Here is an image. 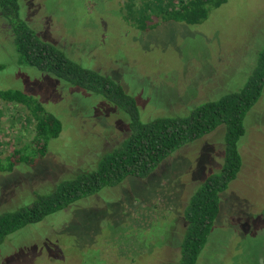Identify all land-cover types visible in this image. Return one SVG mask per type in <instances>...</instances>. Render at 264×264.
<instances>
[{
    "label": "rangeland",
    "instance_id": "374dc122",
    "mask_svg": "<svg viewBox=\"0 0 264 264\" xmlns=\"http://www.w3.org/2000/svg\"><path fill=\"white\" fill-rule=\"evenodd\" d=\"M19 2L21 17L43 39L109 73L135 96L143 120L239 89L264 45V0H228L199 24L167 21L148 30L123 18L126 0ZM10 24L0 14V89L39 98L64 126L36 161L0 170V212L90 167L130 128L127 115L103 95L21 63ZM29 115L21 104L0 98L1 162L35 134ZM245 125L244 165L222 195L220 226L197 264H264V90ZM224 137L221 125L182 146L149 176H129L11 233L0 246V264H177L186 206L203 176L221 168Z\"/></svg>",
    "mask_w": 264,
    "mask_h": 264
},
{
    "label": "trees",
    "instance_id": "16d2710c",
    "mask_svg": "<svg viewBox=\"0 0 264 264\" xmlns=\"http://www.w3.org/2000/svg\"><path fill=\"white\" fill-rule=\"evenodd\" d=\"M228 0H126L123 18L139 30H148L167 21L199 24L214 8ZM19 0H0V14L9 18L20 61L61 79L67 86H77L107 98L124 112L129 121L128 135L114 147L98 154L89 167L73 176L34 190L18 207L0 212V246L13 232L41 222L48 215L72 207V204L121 185L129 176L147 177L182 146L224 125L223 162L218 171L203 176L189 198L185 211L187 226L179 243L177 264H197L201 252L223 212V194L238 177L244 165L241 139L247 132L245 118L264 90V45L252 61L245 83L237 90L231 87L192 108L143 120L136 97L123 85L98 69L86 67L71 59L56 43L43 39L36 28L20 15ZM82 61V60H80ZM4 66L0 64V70ZM0 98L21 104L35 121V134L21 147H15L0 160V170L12 171L21 161H36L44 155L50 141L58 137L64 123L49 111L42 101L19 88L0 89ZM33 157V159H30ZM36 163V162H35ZM92 164V163H91ZM223 205V206H222Z\"/></svg>",
    "mask_w": 264,
    "mask_h": 264
},
{
    "label": "flooded vegetation",
    "instance_id": "af4514ba",
    "mask_svg": "<svg viewBox=\"0 0 264 264\" xmlns=\"http://www.w3.org/2000/svg\"><path fill=\"white\" fill-rule=\"evenodd\" d=\"M186 226H187V222H186Z\"/></svg>",
    "mask_w": 264,
    "mask_h": 264
}]
</instances>
